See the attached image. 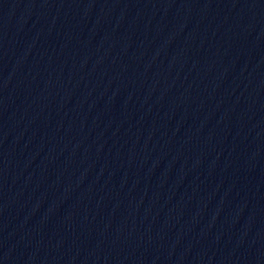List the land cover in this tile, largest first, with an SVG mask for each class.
I'll list each match as a JSON object with an SVG mask.
<instances>
[{"label":"water","instance_id":"95a60500","mask_svg":"<svg viewBox=\"0 0 264 264\" xmlns=\"http://www.w3.org/2000/svg\"><path fill=\"white\" fill-rule=\"evenodd\" d=\"M0 264H264V0H0Z\"/></svg>","mask_w":264,"mask_h":264}]
</instances>
